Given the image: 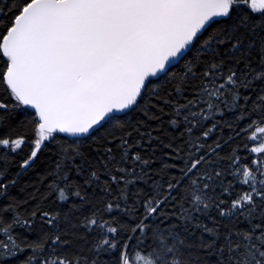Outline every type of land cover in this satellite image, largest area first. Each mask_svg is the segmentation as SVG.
<instances>
[{
  "label": "snow or ice",
  "instance_id": "snow-or-ice-1",
  "mask_svg": "<svg viewBox=\"0 0 264 264\" xmlns=\"http://www.w3.org/2000/svg\"><path fill=\"white\" fill-rule=\"evenodd\" d=\"M0 264H264V0H0Z\"/></svg>",
  "mask_w": 264,
  "mask_h": 264
},
{
  "label": "trees",
  "instance_id": "trees-1",
  "mask_svg": "<svg viewBox=\"0 0 264 264\" xmlns=\"http://www.w3.org/2000/svg\"><path fill=\"white\" fill-rule=\"evenodd\" d=\"M23 179H24V180H28L29 178L26 176V177H24ZM22 183H23V180H22ZM29 191H31V189H29ZM14 193L20 195L21 197L24 196V193H20V192H19V189H15V190H14ZM17 231H21V230H20V229H17Z\"/></svg>",
  "mask_w": 264,
  "mask_h": 264
}]
</instances>
